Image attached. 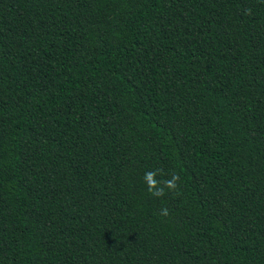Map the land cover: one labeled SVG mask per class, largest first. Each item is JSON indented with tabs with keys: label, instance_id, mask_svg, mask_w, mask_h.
Segmentation results:
<instances>
[{
	"label": "trees",
	"instance_id": "16d2710c",
	"mask_svg": "<svg viewBox=\"0 0 264 264\" xmlns=\"http://www.w3.org/2000/svg\"><path fill=\"white\" fill-rule=\"evenodd\" d=\"M0 264H264V0H0Z\"/></svg>",
	"mask_w": 264,
	"mask_h": 264
},
{
	"label": "clouds",
	"instance_id": "9594fccd",
	"mask_svg": "<svg viewBox=\"0 0 264 264\" xmlns=\"http://www.w3.org/2000/svg\"><path fill=\"white\" fill-rule=\"evenodd\" d=\"M161 176L160 180H157V176ZM165 174L160 169H155L149 172H146L144 175V180L148 192L155 197H163L168 191H176L179 176L175 173L170 174L169 178H163ZM161 215L167 216L168 210L166 208L161 209Z\"/></svg>",
	"mask_w": 264,
	"mask_h": 264
}]
</instances>
